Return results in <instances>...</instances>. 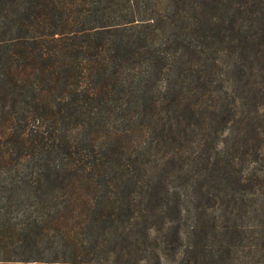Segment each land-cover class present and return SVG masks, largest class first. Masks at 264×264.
Wrapping results in <instances>:
<instances>
[{"label":"trees","instance_id":"16d2710c","mask_svg":"<svg viewBox=\"0 0 264 264\" xmlns=\"http://www.w3.org/2000/svg\"><path fill=\"white\" fill-rule=\"evenodd\" d=\"M263 4L0 0V264H264Z\"/></svg>","mask_w":264,"mask_h":264},{"label":"rangeland","instance_id":"374dc122","mask_svg":"<svg viewBox=\"0 0 264 264\" xmlns=\"http://www.w3.org/2000/svg\"><path fill=\"white\" fill-rule=\"evenodd\" d=\"M134 137L135 136L131 137V141L132 142L135 141ZM191 262H193V261H191ZM193 264H234V262L231 263V261L230 260L228 261V259L227 260H221L220 258H208V257H205L203 259H200V258L199 259H195Z\"/></svg>","mask_w":264,"mask_h":264}]
</instances>
